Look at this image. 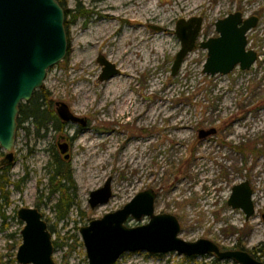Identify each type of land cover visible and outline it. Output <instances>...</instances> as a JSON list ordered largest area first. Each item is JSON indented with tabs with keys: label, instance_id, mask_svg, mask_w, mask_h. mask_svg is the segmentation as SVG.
I'll return each mask as SVG.
<instances>
[{
	"label": "rangeland",
	"instance_id": "obj_1",
	"mask_svg": "<svg viewBox=\"0 0 264 264\" xmlns=\"http://www.w3.org/2000/svg\"><path fill=\"white\" fill-rule=\"evenodd\" d=\"M65 5L84 15L73 22L67 18V54L48 70L40 89L55 115V104L63 102L86 125H49L43 137H36L30 122L24 124L27 130L16 131L7 173L10 204L5 224L0 222L1 263L18 264L19 208L41 213L52 234L55 264H88L79 228L147 189L156 194V214L176 217L182 240L208 239L225 251L239 245L264 262V0H65ZM234 13L257 18L246 35V48L258 58L250 70L236 66L227 75H205L207 51L196 47L172 77L180 48L177 21L201 17L202 41L216 37L215 22ZM99 55L119 75L99 82ZM213 128L214 136L199 139L200 130ZM62 144L64 154L58 148ZM0 154L1 161L5 153L0 149ZM51 165H60L71 182L50 183ZM109 178L111 199L91 208L90 192ZM241 182L253 192L255 212L249 221L227 205L232 187ZM56 187L71 202L60 221L55 205L61 193L51 192ZM147 222L129 217L125 225ZM115 264L236 263L212 254L137 251Z\"/></svg>",
	"mask_w": 264,
	"mask_h": 264
},
{
	"label": "water",
	"instance_id": "obj_2",
	"mask_svg": "<svg viewBox=\"0 0 264 264\" xmlns=\"http://www.w3.org/2000/svg\"><path fill=\"white\" fill-rule=\"evenodd\" d=\"M202 22L201 17L177 21L175 36L180 48L171 66V76L177 74L185 57L196 47L207 51L202 67L205 75H227L236 66L242 71L250 70L258 58L254 50L246 48V35L256 27L257 18L242 19L238 13L230 14L215 22L216 37L199 41ZM67 49L64 13L56 0H0V149L5 153L0 167L13 163L19 106L29 102L34 92L42 88L48 70L63 61ZM97 62L101 66L99 82L119 75L116 66L102 55ZM55 113L63 123L86 125V120L72 114L63 102L55 104ZM214 133V128L203 129L198 136L203 140ZM58 148L61 154L67 151L65 144ZM252 194L249 183L241 182L232 187L227 201L231 209L243 212L246 221L255 212ZM111 197L109 178L102 188L90 192L88 203L95 208L108 203ZM155 200L153 190L140 191L121 209L80 227L88 264H115L123 254L137 251L152 255L175 252L185 257L212 254L218 260L236 264H264L245 250H221L208 239L182 240L178 237L180 226L176 217L156 214ZM16 216L24 224L17 263L55 264L52 234L41 213L35 208L21 207ZM129 217L136 222L145 217L148 222L127 227Z\"/></svg>",
	"mask_w": 264,
	"mask_h": 264
},
{
	"label": "trees",
	"instance_id": "obj_3",
	"mask_svg": "<svg viewBox=\"0 0 264 264\" xmlns=\"http://www.w3.org/2000/svg\"><path fill=\"white\" fill-rule=\"evenodd\" d=\"M56 2L60 5L64 13L65 31L68 28L67 18L71 16V22H73L76 18L82 17L84 15L83 13H79V11L76 10H68L65 5V0H56ZM49 104L50 102L48 101V95L42 89L35 91L29 102L22 103L19 106L18 116L16 119V131L20 129H26L24 124L27 122H30V124L34 127L36 137H43L49 125H51L54 129L61 128L64 123L57 119L58 117H56L54 111L51 110ZM41 132H43V134H41ZM59 166L60 165H58L57 168L55 165L50 166V170L52 172L50 176V183H52L55 179H65L71 182V179L69 175H67V172L66 174H64V172L59 168ZM10 168L11 164L0 168V222L2 225H4L5 221L7 220L5 211L10 204V192L7 189L10 183L7 173L9 172ZM22 181L23 179H21L19 183H22ZM15 188L19 189V184H16ZM55 191H59L61 193V190L58 187L53 188L51 192ZM55 208L57 211V219L59 221L64 220L69 214L71 202L66 196L61 193L60 198L58 199V202L55 205ZM233 249L244 250V248L239 245L234 246ZM251 252L256 258L257 256L255 252Z\"/></svg>",
	"mask_w": 264,
	"mask_h": 264
},
{
	"label": "flooded vegetation",
	"instance_id": "obj_4",
	"mask_svg": "<svg viewBox=\"0 0 264 264\" xmlns=\"http://www.w3.org/2000/svg\"><path fill=\"white\" fill-rule=\"evenodd\" d=\"M215 129V128H214ZM204 130H207V129H204ZM215 133H216V129H215ZM214 133V134H215ZM23 226H24V224H23ZM48 227V226H47ZM23 229V228H22ZM49 230V229H48ZM22 231V230H21ZM50 232V231H49ZM21 234V233H20ZM22 240V239H21ZM52 244H53V247H54V243H53V241H52ZM18 250V249H17ZM55 250V249H54ZM247 252H249L250 254H252L253 255V253L252 252H250V251H247ZM17 253V252H16ZM254 256V255H253ZM15 259H16V256H15ZM257 259V258H256ZM1 261V260H0ZM2 264V263H1Z\"/></svg>",
	"mask_w": 264,
	"mask_h": 264
},
{
	"label": "bare ground",
	"instance_id": "obj_5",
	"mask_svg": "<svg viewBox=\"0 0 264 264\" xmlns=\"http://www.w3.org/2000/svg\"><path fill=\"white\" fill-rule=\"evenodd\" d=\"M261 3H262V2H261ZM141 5H142V4H141ZM141 5H140V6H141ZM142 6H143V5H142ZM138 35H139V34H138ZM170 96H171V95H170ZM123 103H124V102H123ZM128 103H129V102H128ZM126 105H127V104H126ZM126 105H124L123 107L125 108ZM123 107H122V108H123ZM124 108H123V109H124ZM135 112H136V111H134V112H132V113L135 114ZM180 127H181V126H180ZM238 134H239V133H238ZM94 159H95V158H94Z\"/></svg>",
	"mask_w": 264,
	"mask_h": 264
}]
</instances>
